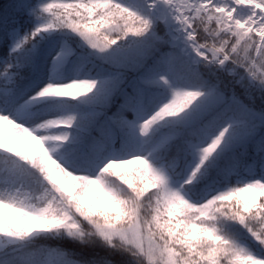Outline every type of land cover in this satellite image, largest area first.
Listing matches in <instances>:
<instances>
[{
	"label": "snow or ice",
	"instance_id": "obj_1",
	"mask_svg": "<svg viewBox=\"0 0 264 264\" xmlns=\"http://www.w3.org/2000/svg\"><path fill=\"white\" fill-rule=\"evenodd\" d=\"M0 264H264V0L0 4Z\"/></svg>",
	"mask_w": 264,
	"mask_h": 264
},
{
	"label": "trees",
	"instance_id": "obj_2",
	"mask_svg": "<svg viewBox=\"0 0 264 264\" xmlns=\"http://www.w3.org/2000/svg\"><path fill=\"white\" fill-rule=\"evenodd\" d=\"M11 0H0V4H8Z\"/></svg>",
	"mask_w": 264,
	"mask_h": 264
}]
</instances>
